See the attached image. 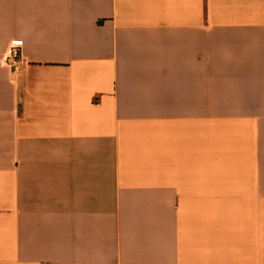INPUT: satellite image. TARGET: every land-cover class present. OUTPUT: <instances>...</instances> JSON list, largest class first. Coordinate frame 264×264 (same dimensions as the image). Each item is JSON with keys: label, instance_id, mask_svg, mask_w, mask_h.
I'll return each instance as SVG.
<instances>
[{"label": "crops", "instance_id": "0c3cea01", "mask_svg": "<svg viewBox=\"0 0 264 264\" xmlns=\"http://www.w3.org/2000/svg\"><path fill=\"white\" fill-rule=\"evenodd\" d=\"M0 264H264V0H0Z\"/></svg>", "mask_w": 264, "mask_h": 264}, {"label": "built area", "instance_id": "2783aa9c", "mask_svg": "<svg viewBox=\"0 0 264 264\" xmlns=\"http://www.w3.org/2000/svg\"><path fill=\"white\" fill-rule=\"evenodd\" d=\"M21 42L15 41L12 42L6 52V62H9L13 65L19 58V50L21 47Z\"/></svg>", "mask_w": 264, "mask_h": 264}]
</instances>
